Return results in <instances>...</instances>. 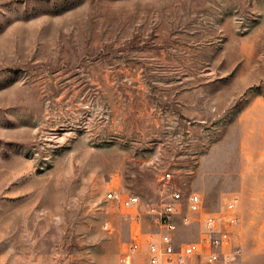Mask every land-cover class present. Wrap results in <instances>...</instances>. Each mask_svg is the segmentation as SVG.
Returning a JSON list of instances; mask_svg holds the SVG:
<instances>
[{"label":"rangeland","instance_id":"obj_1","mask_svg":"<svg viewBox=\"0 0 264 264\" xmlns=\"http://www.w3.org/2000/svg\"><path fill=\"white\" fill-rule=\"evenodd\" d=\"M164 170L264 264V0H0V264H147Z\"/></svg>","mask_w":264,"mask_h":264},{"label":"built area","instance_id":"obj_2","mask_svg":"<svg viewBox=\"0 0 264 264\" xmlns=\"http://www.w3.org/2000/svg\"><path fill=\"white\" fill-rule=\"evenodd\" d=\"M171 170H164L160 175L162 196L152 208H145L153 215L154 231L146 235L145 257L147 264H228L233 251L235 235L238 232L239 216L237 206L239 198L231 195L224 200V205L217 211L204 210L203 198L194 191H189L185 182L175 183ZM107 199L120 201L123 208L134 207V223L140 226L142 216L140 208L144 202L138 194L121 196L116 190L106 194ZM148 207V205H147ZM128 218L131 213L124 212ZM193 222L200 224L196 240L177 236L180 227H188ZM140 234L139 227L132 231L135 242L130 246L136 251V241ZM130 253L125 252L119 258V264H131Z\"/></svg>","mask_w":264,"mask_h":264}]
</instances>
